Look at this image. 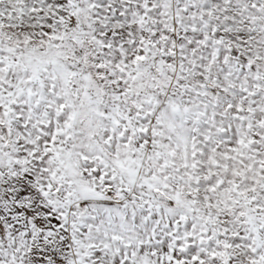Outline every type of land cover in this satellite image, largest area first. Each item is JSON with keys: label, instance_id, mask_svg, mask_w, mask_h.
Here are the masks:
<instances>
[{"label": "snow or ice", "instance_id": "obj_1", "mask_svg": "<svg viewBox=\"0 0 264 264\" xmlns=\"http://www.w3.org/2000/svg\"><path fill=\"white\" fill-rule=\"evenodd\" d=\"M0 264H264V0H0Z\"/></svg>", "mask_w": 264, "mask_h": 264}]
</instances>
